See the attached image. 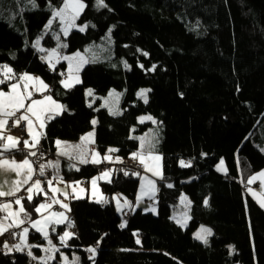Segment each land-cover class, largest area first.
<instances>
[{"label": "trees", "instance_id": "16d2710c", "mask_svg": "<svg viewBox=\"0 0 264 264\" xmlns=\"http://www.w3.org/2000/svg\"><path fill=\"white\" fill-rule=\"evenodd\" d=\"M83 2L77 28L65 37L55 33L59 23L46 30L50 6L62 7V0H36L35 8L28 0H0V64L38 76L66 106L46 123L36 165L56 156L57 140L75 142L92 130L93 119L97 150L117 149L124 160L109 182L100 183L103 201L70 200L75 235L68 247L54 235L60 251L79 257L78 264H264V210L244 187L264 168V0H104L106 8ZM109 30L114 56L88 62L70 89L60 84L65 64L50 68L41 60L44 51L32 47L37 39L45 49L61 42L67 45L63 52L72 54ZM142 87L150 90L147 103L137 97ZM111 89L122 92L118 115L101 106ZM143 114L161 128L157 213L136 209L124 222L111 197L135 200V172L141 169L130 156L139 148L138 136L152 126L138 123ZM221 161L224 173L216 170ZM103 170V164L60 166L66 182H87ZM39 201L27 202L29 215ZM183 215L185 222L177 219ZM200 225L212 232L207 244L192 235ZM27 241L43 244L31 231ZM91 247L96 252L89 259ZM29 262L25 253H0V264ZM49 264H61L59 254Z\"/></svg>", "mask_w": 264, "mask_h": 264}, {"label": "snow or ice", "instance_id": "6c2138e0", "mask_svg": "<svg viewBox=\"0 0 264 264\" xmlns=\"http://www.w3.org/2000/svg\"><path fill=\"white\" fill-rule=\"evenodd\" d=\"M28 2L32 5L33 8L37 7L36 4V0H28ZM96 6L97 8L100 7H108L107 4L104 2V0H96ZM86 7L85 3L83 2V0H62V7L59 8H51L50 6V10L52 12V18L48 20L47 25H46V30L50 29L53 21L57 18H59L61 24L64 25V27L61 28V31H63L65 33V35H67V32L70 28L72 27H77L74 23V21L79 17L80 13L83 11V9ZM111 11V9H109ZM88 27L87 24L83 25L82 27H79V31L83 32L85 31V29ZM110 33L111 30H109V38H110ZM57 39H59L57 37ZM40 45V39H37L35 44L32 45V47H36L38 48V50L40 51H44L43 48L39 47ZM61 47H66L67 45L62 44L60 45ZM85 51H88L87 49ZM55 49L52 51L51 55H55ZM145 55H147V53H144ZM76 57L79 58L80 62H84V57L81 56V54L79 52H77L75 54ZM15 58V57H13ZM65 60L69 61V75L67 76V78L65 80L61 81V85L65 88V89H70L71 87L74 86L73 83H71V81L75 80V83H79V79L78 77H73L72 75V63L71 61L73 60L72 56H65L63 57ZM43 59V57H42ZM125 66L127 67V65L125 64ZM51 67V65H50ZM142 67V65H141ZM155 65L153 66V69H149V70H154ZM76 71H79V68L77 67ZM61 75H64L63 73H61ZM10 80H16V83H12L10 84V88L12 89L11 92H6L4 90H0V141H6L5 143H0V197H15L14 201L12 202H3L0 203V212H7L9 213V215L13 218L11 223H7L8 221V215H5L3 217H0V235H3L4 232L8 231L9 229L12 228H19L21 225L25 224V223H30L31 226L37 231V232H41L44 236V239L47 240L48 243V247L44 248L43 251L45 253H55V252H59L60 249L57 248L52 240L49 238V233L44 231V228L48 227V224L45 223L44 224V228H42L41 225V220L37 219L35 221L31 220L30 215L27 213L26 209L23 207V203L22 201L24 199H27L28 202H32L33 200V196L32 193L34 190H36L38 193L39 192H43L45 196H47V191H45V189H43L41 187V180L40 179H35L34 181L32 180V176L34 173V169H33V161H30V159L28 157L31 156H36L37 152L35 151H29L27 153V155L25 156V158L18 162L14 157L10 158L5 156V153L11 150H14L18 147L20 141L19 138L14 137L12 135H4V129L5 126L8 123V120L10 118H14L13 119V126H18L20 124L21 121H27L28 124V132L31 135L32 132V126H33V120L30 118L29 113L32 114V116H35L37 118V120L40 119V116L43 114V110L38 107V106H43L45 104V102H48L50 104H54L56 106L57 109H65L66 106L61 105L59 103H57L52 95H46L43 97V99H32L33 97V92H30L27 90V81H32L34 80L37 84L42 86V89L44 91H48L50 92L51 89L49 88V86L47 84L44 83V81L40 80L39 77H34L31 74H29L28 72H23V73H16L14 71V69L12 67H10L8 64H0V85L5 84L7 81ZM24 81V88L23 91H17V89H19L20 87V82ZM36 92H40L41 88H36L35 89ZM147 91L150 90H141L138 93V96L142 97L144 99V102L147 103ZM88 95H92V90L89 89L88 90ZM110 95H112V93H110ZM26 101H30V103L26 104ZM23 110V111H21ZM17 113H20L19 116H17ZM114 115H118V112H114L112 113ZM53 117L51 115L47 116V120L52 119ZM145 119L147 120H153V118L151 116L148 117H140L141 122H143ZM46 121H42L41 122V127L44 126V123ZM93 124L96 123L95 120L92 121ZM153 123H156V121L153 120ZM39 135L43 136L44 133H40ZM94 134L93 133H88V135L86 137H81V140H87L90 137H92ZM141 147H143L144 142H145V138L141 137ZM10 142V143H8ZM39 143L38 139H34L33 142H29V140L25 139L23 141L24 147L25 148H35L36 145ZM62 142L57 140L56 144L59 146ZM76 148H79V145L75 146ZM150 148H153L154 145L149 144ZM109 152H115L117 151V149L114 148H110L108 149ZM58 155H68L67 152H58ZM140 154L138 153H134L133 156H139ZM42 156V154H41ZM73 157L69 156V159H72ZM154 158L156 160L161 159V157L159 156H154L151 157ZM104 159H109V157L105 156ZM119 159V158H117ZM141 162H143V156H140ZM79 161L80 163H87L88 161L86 159H84L83 154L81 153V155L79 156ZM95 162V161H93ZM190 161L188 162V165H190ZM181 166H186L184 161H181ZM46 167H50V168H54V169H58L59 168V162H53V161H48L47 164H40L39 165V176L43 177L45 176V168ZM146 170L147 166L145 165ZM8 172H15L16 176L19 177V179L17 180H12L11 182H9V180L6 178V173ZM128 173L125 172V175H127ZM154 175L156 173H153ZM108 175V173H104L103 177H106ZM135 175H139V173H135ZM260 176L264 177V173H260ZM100 177V178H103ZM53 179H56L58 182L62 181V177L54 176L52 179H48L47 180V185L49 186L50 190L53 193L56 192H61L62 194L65 195V197H67V193L64 192L61 189H57L52 187V182ZM256 177H252L251 180L249 181L250 183L252 182V180H255ZM31 181V183H30ZM92 185L95 186L96 184V179L92 180ZM149 184H152V181H148ZM22 185H28V187L26 189H24L29 195L27 197H19L16 194L21 190V186ZM7 187V190H5V188ZM67 187V185H66ZM168 187H172L171 184L168 185ZM154 188V185H153ZM81 191L83 192L84 190L81 189ZM79 198V197H77ZM48 200L50 201V203H39L38 205L35 206L34 210L36 213H41L42 209H47L50 207V204L52 203H59L60 207L64 208L67 211H70L71 209L69 208V205L61 203L59 200H55L52 199V197H48ZM99 202V201H97ZM12 203H15L16 205H20V208L18 211H10L11 207H12ZM126 204H128L127 201H125ZM207 200L204 201L205 206H207ZM129 206H131L129 204ZM261 206L264 207V202L261 203ZM21 213H23V218H21ZM51 216L53 217H60V218H64V219H68L67 217H65V213L64 212H52ZM46 219V218H45ZM57 222H62V221H57ZM67 227L69 229L74 227V223L71 220H68L67 223ZM52 231H55V227L52 228ZM202 231L204 232H208L210 234V230L208 229H202ZM29 232V228L28 227H24L22 229V233H16V232H12L13 237L20 235L22 238V242L21 243H16L12 246H9L7 242H5V244L3 245L4 249H7L8 252L13 251V249H15V251L21 252L24 251L25 248H27V255L35 261H38V264H47L48 260L54 259V256L52 255H48L45 257H36L33 252L31 251V249L33 247H37V245H29L26 243V236ZM74 233H70L69 231H64L63 235H61L59 237V240L61 242V244L64 247H68L67 243H66V238H71L72 236H74ZM197 238H201L200 234L197 233ZM205 243H207L206 240H204ZM99 243V242H98ZM137 243L139 244L140 241L137 240ZM88 252L92 253L93 255L89 257V259H92L95 255L96 252V248L95 247H91L87 249ZM61 256L64 260V264H68V260L66 256H63V254L61 253ZM79 262V257H75L74 260L72 261V264H78Z\"/></svg>", "mask_w": 264, "mask_h": 264}, {"label": "crops", "instance_id": "0c3cea01", "mask_svg": "<svg viewBox=\"0 0 264 264\" xmlns=\"http://www.w3.org/2000/svg\"><path fill=\"white\" fill-rule=\"evenodd\" d=\"M53 23H57V24L59 23V25H56V27H55L56 31H57L55 33L57 34L59 32L61 34V36H64L65 33L63 31H61L62 25L60 23L59 18L55 19L53 21ZM51 28H53V24H52ZM39 47L43 48V47H41V44L39 45ZM55 48L56 49L59 48L58 50H55V53H56L55 55H51V53H52V51L54 49H49V48L45 49V48H43L44 49V53H45L44 55H45V58H46L45 60L47 61V65L49 67L51 65L50 68H55L58 64L64 63L65 66H66V70L64 72L65 76H63L62 80H65L67 78V76L69 75V61L65 60L63 57L72 56V54H76L77 52H82V51H77V52L72 53V54H65L63 52L64 51V47H61L60 44H58ZM87 63H88L87 60H86V62H82L78 66L79 71H76L77 67L74 66V64H72V72H73V74H75L73 77L74 78L78 77L79 83H80V71ZM31 75L34 76V77H38V76H36L34 74H31ZM12 83H16V81H14ZM12 83H10V84H12ZM26 83H27V86H28L27 90L30 91V92H33L32 99H43L44 96L49 95L48 91H44L42 89V86L37 84L34 80L27 81ZM71 83H73L74 85L79 84V83H75V80L71 81ZM10 84H8L7 88H0V90H4L6 92H11L12 89L10 88ZM24 84H25V82L21 81L20 82V87H19V89H17V91H23ZM60 84H61V82H60ZM61 87L63 89H65L62 85H61ZM36 88H41V91L40 92H36L35 91ZM27 103H30V101H26V104ZM57 103H59V102H57ZM59 104H61V103H59ZM38 107H40L43 110V114L40 116L39 120H37V118L35 116H32V114L29 113L30 118L33 120V126H32L31 135L28 132L27 121H25L26 133H25V136H24L23 140L19 139L20 143H19L18 147L16 149H14V150L6 152L5 156L13 158L14 156H11V152L22 153V154H24V156L22 158H15L14 157L18 162H20V161H22L25 158V156L27 155V153L29 151L37 152L38 151V147H39V145L41 143V140L43 138V136H41L39 134L41 132L42 133L44 132V127H45L46 123L49 121V120L46 119L47 116L51 115L54 118V117L60 115L63 112V110H64V109L63 110L57 109L54 104H50L48 102H45V104L43 106H38ZM21 111H23V110H21ZM42 121H46L44 123L43 127L40 126ZM8 122H9V120H8ZM94 127H95V124H93V129L92 130L86 132L85 134H83L81 136V137H86L88 135V133H90V132L93 133L94 135L92 137H90L89 139H87V140H83L82 141L81 137H80L75 142H63V141H61L62 143L59 146L55 143V147H56L55 154H56V156L53 157V158L42 160L38 165H36V163H35V160H36L35 156L28 157L30 159V161L34 162L33 163L34 173H33V176H32V180L34 181L35 179H40L41 180V187L43 189H45V191H47V196H45L43 192H39L38 193L36 190L33 191V193H32L33 199H39L40 200L38 203H36L34 205V208L39 203H50V201L48 200V197H52V199L59 200L61 203H64V204H67V205H69L70 200H73V199L87 198V199L95 201V202H97V201L100 202V201H103L105 199V196L102 193L101 188H100V183H106V182L110 181V179L112 178L113 174H115V172H116L114 170V167H115V165H117L119 163H116L115 161L114 162L113 161L109 162L108 160L104 159L105 154H106V152H108L109 148L103 154L100 153L97 150V148L95 146V143H94V140H95V128ZM9 134L12 135L8 131V123H7V125L5 126V129H4V135H9ZM12 136H14V135H12ZM25 139L29 140L30 143L33 142L34 139H38L39 143L36 145L35 148H25L24 144H23V141ZM138 141H139V148H140V140H138ZM5 142L6 141H0V143H5ZM8 143H10V142H8ZM76 145H79L80 147L76 148L75 147ZM61 151L67 152L68 155H58L57 153L61 152ZM81 153L83 154L84 159H86L88 161L87 163H80L79 156L81 155ZM111 154H112V152H111ZM69 156H71L73 158L69 159ZM96 157H100L101 158L100 161L97 162V163L92 161V160H95ZM48 161H53V162L58 161L59 162V168L58 169H54V168L46 167L45 168V176H43V177L39 176V172H38L39 165L40 164H47ZM63 161L68 162L70 164V166L72 168H74V169H77L79 166L85 165V164H95V165L96 164H103L104 165V170L101 173H99L98 175H96L95 177L89 179L87 182H66L63 179H62L61 182H58L56 179H53L52 187L57 188V189H61L64 192H66L67 193V197H65V195L62 194L59 191L56 192V193H53L50 190L49 186L47 185V180L48 179H52L54 176H57V175L59 177H62L61 172H60V166H61V163ZM131 161L133 163H137L138 164V167L141 169L140 171H142V172L146 171V172L150 173V164H149V161H148V157H143V162H141L140 156H137V160L131 159ZM145 165L147 166L148 170H146ZM159 165H160V159H159ZM104 173H108V175L106 177H103ZM5 175H6V178L9 180V182H11L12 180L19 179V177L16 176L15 172H8ZM100 177H103V178H100ZM93 179H96L95 186H93L92 183H91ZM142 179L143 178H141V180ZM30 183H31V181H30ZM66 185H67V187H66ZM90 186L93 187V188L90 189ZM141 186L142 185H141V181H140V187H139V190H138V193H137V197H135V200L132 203L129 202L120 193H115V194L112 195L111 200H112V202L114 204V207H115V210H116L117 214H118V212H122V214H123L121 217H123L126 214H129L131 211H134L136 209H141L142 211H145L144 209H146V208H142L143 206L140 204L139 199H138ZM27 187H28V185H22L21 186V190L16 195L19 196V197H27L29 194L24 190ZM81 189H83L84 191L82 192ZM5 190H7V187L5 188ZM93 194L94 195H98L97 198H95V199L91 198V195H93ZM77 197H79V198H77ZM0 198L3 199V201H1L0 203L12 202L15 199V197H0ZM4 199H10V201H4ZM115 201H118V203L115 202ZM125 201H127L128 204H126ZM182 201L184 202L185 205L187 204L185 199H182ZM27 202H28L27 199H24L22 201L23 207L26 209L27 213L29 214V209H27V206H26ZM129 204L131 206H129ZM57 207L59 208L60 211L56 210ZM19 208H20V205H16L15 203H12V207H11L10 211H18ZM34 208L32 209L33 211H31V213H32L30 215L31 220L35 221L37 219H40L41 220V225L40 226L42 228H44V224L47 223L48 227L44 228V231L49 233V232L52 231L53 227L60 228V227L63 226V229L59 230V231H63L65 228H67V223H68V220H69L70 211H67L64 208L60 207L59 203L50 204L49 208L42 209L41 213H39V214L35 212ZM52 212H64L65 213V217H67L68 219H64V218H60V217H53V216H51ZM151 213H155V212L152 211ZM5 215H8V217H9L7 223H11L13 218L9 215V213L0 212V217H3ZM21 218H23V213H21ZM57 221H62V222H57ZM24 227H28L29 228V232L31 231V232L38 233L41 236L43 244H47V240L44 239L43 234L41 232H37L31 226L30 223H25V224L21 225L19 228H12V229L17 230V233H22V229ZM29 232H28V234H29ZM72 233H74V232L72 231ZM28 234L26 236V243L29 244V245L36 244V243H31V242L27 241ZM55 234L57 235L56 236V240L59 243H61L60 240H59L60 233H53V234H51V236H49V238L52 240L53 244L58 248V246L56 245V242L54 241L55 240V237H54ZM5 242H7L6 239L2 235H0V244H5ZM21 242H22V238H21L20 235H18V238L16 239V243H21ZM8 245L12 246L9 243H8ZM25 249H27V248H25ZM36 249L39 250V252L38 251L37 252L40 253V254H37ZM36 249L33 250L34 251V255L36 254L35 256L38 257V258L42 257L43 256L42 250L39 249L38 246H37ZM11 252H18V251H15V249H13V251H11ZM19 253H25V252L21 251ZM55 254H57V253H55ZM52 260L53 259L48 260L47 264H49Z\"/></svg>", "mask_w": 264, "mask_h": 264}, {"label": "rangeland", "instance_id": "374dc122", "mask_svg": "<svg viewBox=\"0 0 264 264\" xmlns=\"http://www.w3.org/2000/svg\"><path fill=\"white\" fill-rule=\"evenodd\" d=\"M75 21H74V23L76 25ZM61 25H62V27H64L63 24H61ZM76 28L77 27L70 28L67 32V35H64V36L67 37L69 35L70 31L72 29H76ZM112 43L113 42H112V38H111V33H110V38H109V32H107V34L102 38V40L100 42L87 45L84 48V50L82 52H79V53L81 54V56L84 57V62H86V60L88 62L108 61L114 56V54L112 52ZM59 44L62 45L61 42ZM59 48H57V49L54 48V49L58 50ZM86 49L88 51H85ZM72 57H73V60L71 61L72 64H74V66L78 67L82 62L79 61V58L76 57L75 54H72ZM72 75L74 76L75 74H73V72H72ZM86 90H87L86 95H88L87 93H88L89 89H86ZM141 90H149V88L148 87H142V88H139L137 91V97L144 102V99L142 97L138 96V93ZM110 93H112V95H110ZM92 94H93V90H92ZM146 95L148 97V91H147ZM121 100H122V92L118 91V90L111 89L108 92V95L106 97L102 98L101 106L107 108L108 111L111 113H114V112L119 113ZM148 116L149 115L143 114V115L138 116V118H137L138 123L150 122L152 124V126L149 129H147L146 132H144L143 134H140L138 136V140H140L141 137H144L145 142H144L143 147H141V140H140V148H138V150L135 153L140 154L139 156L148 157V161L150 164V173L146 172V171H144V172L137 171L135 173H139V181H141V185H142L140 188L139 196H138L139 202L143 206L142 208H146V209H144L145 210L144 212H147V213L150 212L151 213L152 211H154L155 213H153V214L155 215L157 213V202H156L157 180L161 176V159H160V165H159V160H156V159L151 158V157H154V156L160 157L159 146L161 143V128H160L158 122L154 118H153V120L156 121V123H153V120H147V119H145L143 122H141L140 117H148ZM93 120L96 121V119H93ZM95 127H96V123H95ZM149 144L154 145V147L150 148ZM105 156L109 157V159H106L109 162L115 161L116 163H119V164H122L124 162V160L121 159L120 157L116 156L114 154V152H112V154H111V152L108 151V152H106ZM117 158H119V159H117ZM100 159H101L100 157H96L95 160H92V161H95L97 163L100 161ZM130 159L137 160V156L134 157L132 154L130 156ZM187 164L188 163L185 162V165H187ZM180 165H181V161H180ZM216 170L218 172H221V173L225 172V167H224V164L222 161L219 162V164L216 167ZM153 173H156V174L154 175ZM260 173H264V168L259 170V171L254 172L253 174H251L249 176L248 180L244 183V187H247L246 193L249 194V196L252 197L257 202V205L264 210V207L261 206V203L264 202V177L260 176ZM252 177H256V179L252 180V182L250 183L249 181L251 180ZM141 178H143V179L141 180ZM148 181H152L153 183L149 184ZM153 185H154V188H153ZM139 187H140V182L138 185V190H139ZM91 188H93V187L90 186V189ZM138 190H137V193H138ZM137 193H136V197H137ZM97 196L98 195L93 194V195H91V198L95 199V198H97ZM115 202L118 203V201H115ZM118 215L122 216L123 214H122V212H118ZM185 218H186L185 215L181 216L180 218L177 217V219L181 222H185V220H186ZM202 229L210 230L209 227L204 226V225H200L192 233V235L196 240H198L202 243H205L204 240H206L208 243L210 240V237L212 235V232L210 230V234H209L208 232L202 231ZM64 231H69L70 233H72V230L69 229L68 227L65 228L63 231H59L58 227H56L54 232L53 231L49 232V236H51V234H53V233H60V236H61V235H63ZM197 233L200 234L201 238H197ZM67 240H69V238H66V241ZM207 243H205V244H207ZM33 245H37L38 248L42 250V252H43L42 257L52 255V256H54V258H56L55 253L59 254V261L61 264H64V260L61 256V253L63 254V256L67 257L68 264H72V261L74 260V258L77 257L76 255H72L71 257H69V255L64 250L59 251V252H55V253H45L43 251V249L48 247V243L47 244H33ZM36 248L37 247H33L31 249L33 254H34L33 250ZM23 252H25V254H27V249H25ZM36 262L38 263V261L31 259V262H29L28 264H34Z\"/></svg>", "mask_w": 264, "mask_h": 264}, {"label": "built area", "instance_id": "2783aa9c", "mask_svg": "<svg viewBox=\"0 0 264 264\" xmlns=\"http://www.w3.org/2000/svg\"><path fill=\"white\" fill-rule=\"evenodd\" d=\"M44 58V57H43ZM20 114L17 113V116H19ZM13 119L14 118H10L9 119V122H8V131L14 135L15 137L19 138L20 140H23L24 136H25V133H26V124H25V121H21L20 124L18 126H13ZM49 155L50 156V153L49 154H45L43 157L45 158V156ZM127 166H129V164H127ZM5 201H9V199H4ZM3 201L2 198H0V202ZM57 211H59V209L57 208L56 209ZM123 221L124 222H127L128 221V215L124 216L123 218ZM12 232H16L17 233V230L15 229H10L6 232L3 233V237L6 239V241L10 244V245H13L16 243V239L18 238V235L13 237L12 235ZM3 245L4 244H0V253L1 254H7L8 251L7 249H4L3 248Z\"/></svg>", "mask_w": 264, "mask_h": 264}, {"label": "bare ground", "instance_id": "6f19581e", "mask_svg": "<svg viewBox=\"0 0 264 264\" xmlns=\"http://www.w3.org/2000/svg\"><path fill=\"white\" fill-rule=\"evenodd\" d=\"M12 253H14V252H8L7 254H12Z\"/></svg>", "mask_w": 264, "mask_h": 264}]
</instances>
